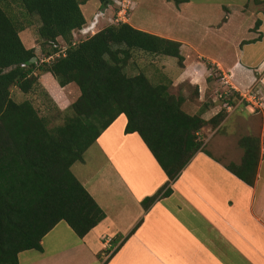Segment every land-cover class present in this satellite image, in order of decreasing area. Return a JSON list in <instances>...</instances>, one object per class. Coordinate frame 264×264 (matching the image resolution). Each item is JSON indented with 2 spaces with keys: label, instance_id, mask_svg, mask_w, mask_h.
Returning <instances> with one entry per match:
<instances>
[{
  "label": "trees",
  "instance_id": "obj_1",
  "mask_svg": "<svg viewBox=\"0 0 264 264\" xmlns=\"http://www.w3.org/2000/svg\"><path fill=\"white\" fill-rule=\"evenodd\" d=\"M88 1L0 0V264H19L22 251H42L44 236L62 220L84 237L105 219V211L72 166L84 162L85 152L99 132L119 114L127 117L125 132L140 134L168 177L158 191L142 200L147 211L172 193V184L204 144L202 129L208 124L220 125L227 116L226 108L237 102L233 97L239 94L229 90L222 95L225 110L206 120L203 113L190 114L182 108L185 99L171 93L172 80L166 74L160 73V81L153 82L143 70L127 73L136 52L174 57L182 67L180 41L125 21L75 39V31L86 25L81 5ZM98 1L115 16L113 0ZM33 16L40 21L42 55L36 47L28 48L20 36ZM260 25L258 19L256 27ZM208 67L213 65L208 63ZM49 72L61 87L70 83L79 87L80 95L65 109L40 81V76ZM15 87L24 94L40 87L59 111L61 121L54 123L55 117L43 113L29 98L17 102L12 97ZM239 144L241 162L226 167L253 186L261 138L243 136Z\"/></svg>",
  "mask_w": 264,
  "mask_h": 264
},
{
  "label": "crops",
  "instance_id": "obj_2",
  "mask_svg": "<svg viewBox=\"0 0 264 264\" xmlns=\"http://www.w3.org/2000/svg\"><path fill=\"white\" fill-rule=\"evenodd\" d=\"M172 1L167 0L170 5ZM249 1L174 2L177 15L186 14L184 18L190 15L195 21L207 18L209 22L218 19V32L228 31L226 27L237 16L247 22L246 28L252 36L240 40V53L230 59L205 55L199 45L180 37L179 31L150 29L144 23L136 26L129 21L131 16L127 19L138 29L182 43V67L175 68L171 57L159 58L167 59L165 73L172 80L170 87L187 83L193 88L191 99L183 97L201 107L206 120L220 111L212 103L215 98L210 92L215 86L212 82L218 78H212L208 63L239 96L247 90H256L264 101V91L259 87V83L264 85V58L259 63L251 59L264 47L261 46L264 9L258 6L264 3L247 7ZM229 7L232 10L225 13ZM81 8L88 21L84 5ZM258 19L261 25L256 27ZM260 35L261 39H257ZM157 66L162 67L159 62ZM40 81L61 109L80 95L76 93L69 100L62 88L75 83L61 87L50 72L41 75ZM259 102L248 106L262 105ZM62 103L68 105L62 106ZM235 106L227 109L228 115L220 125L202 129L201 133L206 130L207 135L204 144L172 184V193L156 201L147 211L142 200L158 191L168 177L140 134L125 132L127 117L119 114L99 132L95 143L85 152L84 162L72 166L74 174L105 211V219L84 237H79L66 221H60L44 236L43 250L20 252L19 264H264V125L259 132L261 159L253 186L231 173L226 167L228 162L218 155L225 152L238 163L243 157L242 148L232 153L223 146L225 142L231 145L233 139L218 135L233 115L229 111L241 107V101ZM238 120L240 125L250 122L243 116H238ZM216 136L223 140L214 141L217 152L208 146ZM90 149L93 151L91 171L87 168Z\"/></svg>",
  "mask_w": 264,
  "mask_h": 264
},
{
  "label": "rangeland",
  "instance_id": "obj_3",
  "mask_svg": "<svg viewBox=\"0 0 264 264\" xmlns=\"http://www.w3.org/2000/svg\"><path fill=\"white\" fill-rule=\"evenodd\" d=\"M135 1L138 2L135 3ZM174 2L175 0H173L170 5L167 2V0H132L133 10L130 13L131 15H129L131 16V18H129V21L136 26L144 23L143 26L148 25L147 27H149L150 29L167 30L170 28L174 31H179L181 32L182 35L180 37L184 39L187 38L190 42L199 45L200 50L203 53H205V55L213 56V57L225 56V58L228 59H230L234 55L237 56V54L240 53V46H239L241 42L240 40L252 36V34L249 33L246 28L247 22L241 20L239 16L234 18L232 24L226 27L228 31L218 32L217 22H216L218 19L216 21L212 20V22H209L207 18L205 19L201 18L200 20L195 21L193 18H189L191 17L190 15L189 16L187 15L184 18L182 16H185L186 14H182L181 16L177 15L176 7H175L176 4ZM253 4L254 3L252 1H249L247 3V7H254ZM258 6L264 9V5L262 6L258 5ZM104 9L105 8L101 5V3L98 0H90L86 4H84L83 10L89 20L86 22V25L85 27L82 28V30L86 31V28H88V26H90V24L94 21L95 16H97V14H99ZM111 10H112L111 8L109 9V11L106 10L107 13L105 16L98 15V22L96 23V26L93 30L94 32L116 22L115 19L113 18L114 17L113 11ZM230 10H232L231 7L226 8L224 12L226 13V11H230ZM29 20L31 21V23L28 25V27L25 30H23L20 33V36L26 46L36 47L38 55H42L40 51V47L38 46L39 44L38 28L40 25L39 18L37 16H33ZM83 31L81 30L75 31L74 33L75 39L78 40L88 36L89 34H92V32L83 33ZM203 34H205L206 36H203ZM216 34H219L220 36H215ZM261 46H264V42L261 44ZM258 47H260V45H257V48ZM254 48L256 47L254 46ZM57 55H59V53ZM263 58H264V47L262 51L251 57L252 61H256L257 63H259ZM159 59L160 58L158 57L151 56L143 52H136L134 54L133 62L131 61V63L127 66L126 71L129 75H135L139 73V71L143 70L145 71V73H147V75L150 77V79L153 82H158L160 81L162 76V74L160 73L166 74L165 69L168 67V63H165L167 59H160V60ZM170 60L171 62L174 63L175 68L179 66L178 61L176 62V58L171 57ZM158 62H159V67L162 66L163 64L164 65L161 68H158L157 66ZM210 71L212 78L215 79L218 78V81L212 82V84H214L215 86L214 88H211L212 90H210V92L212 91V94L215 98V101H212V103H214V106H219L217 108L218 110H225L224 97L222 95L226 94L227 92H229V90H232L233 88L225 84L226 79L223 80L222 74L218 72L216 68L212 67L210 68ZM263 78H264V73H263ZM259 87L264 91V85L262 83H259ZM40 89L41 88L39 87L35 92L31 94H24L18 88L15 87L12 90V97L17 102H22L27 98L31 99L36 105V107L42 109L43 113L48 114L50 112L49 115L55 117V122L53 121L54 123L60 122L61 120L59 116L60 114L59 111L55 109L53 103H51L48 100V97L45 96L42 90ZM170 91L175 95L185 96L190 99L192 97V94L194 93L193 88H191L187 83L176 85L175 87L171 86ZM255 91L251 92L250 90H247V92L242 93L241 98L244 99L243 101L241 100V98H239L238 95H234L233 98L237 100V102L241 101L242 106L238 107V109L232 108L231 111H229V113L233 112V115L231 118L228 119L226 125L222 130H220L218 134L221 136L227 135L229 136L228 138L233 139L231 145L228 146L227 142H225V144L223 145L225 149H228V151L232 153H236V151L239 152L238 151L239 150L238 148L240 147L239 141L243 136L253 134V136H259L261 138L260 136L261 134L259 132H261L264 125V101L261 99L262 95L257 94V92L255 93ZM79 92L80 90L76 84H71L65 89L62 88V93H64L66 96L68 95L69 100H71L76 93L79 94ZM236 94L240 95L239 92ZM259 101L263 102L262 105L252 104L253 108H250L248 106V104H251L252 102H259ZM191 103L192 100L188 99L183 103L182 108L190 114L194 111H198L197 113H202L201 107L197 106L196 104L193 105ZM66 105L68 104L62 103V106H66ZM258 106H261V109L258 108ZM238 116H243L245 118L247 117V120L249 119L250 122L245 123L244 125H240ZM210 125L211 124H208L207 126L210 127ZM215 127L217 126H214L213 129ZM203 131L204 134H202V140L205 141L207 137L206 130ZM247 131H250V133H248ZM208 133L210 134L211 132ZM215 140L216 141L217 140L223 141V140H221L219 136H216L212 142L208 143V146H210L212 150L217 152L215 148L216 143H214ZM90 152L92 154L90 153V160L87 163V168L88 170L91 171L93 170L92 149H90ZM218 155L224 158L226 162H228V164L229 163L239 164L225 152L221 154L218 153Z\"/></svg>",
  "mask_w": 264,
  "mask_h": 264
},
{
  "label": "built area",
  "instance_id": "obj_4",
  "mask_svg": "<svg viewBox=\"0 0 264 264\" xmlns=\"http://www.w3.org/2000/svg\"><path fill=\"white\" fill-rule=\"evenodd\" d=\"M113 5L116 7V12H115V16L113 17L115 19V21H127V19L129 18V13H131V11L133 10V3L132 0H113ZM101 11L99 14L97 15H106L107 11L105 12ZM96 26V25H95ZM95 28V27H94ZM94 29L88 31V32H92L95 33L93 31ZM83 31V30H81ZM83 33H87L86 31H83ZM229 109L231 108L230 106L228 107Z\"/></svg>",
  "mask_w": 264,
  "mask_h": 264
},
{
  "label": "water",
  "instance_id": "obj_5",
  "mask_svg": "<svg viewBox=\"0 0 264 264\" xmlns=\"http://www.w3.org/2000/svg\"><path fill=\"white\" fill-rule=\"evenodd\" d=\"M97 22H98V15L95 16V19H94V21L90 24V26H88V28H86V32H88V31L94 29V27H95V25H96ZM35 60H36V58H33V61H35Z\"/></svg>",
  "mask_w": 264,
  "mask_h": 264
}]
</instances>
